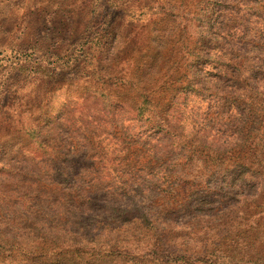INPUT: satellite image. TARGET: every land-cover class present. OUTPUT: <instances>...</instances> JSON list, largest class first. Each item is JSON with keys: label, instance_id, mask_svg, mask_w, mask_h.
I'll return each instance as SVG.
<instances>
[{"label": "rangeland", "instance_id": "rangeland-1", "mask_svg": "<svg viewBox=\"0 0 264 264\" xmlns=\"http://www.w3.org/2000/svg\"><path fill=\"white\" fill-rule=\"evenodd\" d=\"M132 4L0 0V264H264V0Z\"/></svg>", "mask_w": 264, "mask_h": 264}, {"label": "clouds", "instance_id": "clouds-1", "mask_svg": "<svg viewBox=\"0 0 264 264\" xmlns=\"http://www.w3.org/2000/svg\"><path fill=\"white\" fill-rule=\"evenodd\" d=\"M108 6V11H103V7ZM97 8V12L101 14V26L107 22V20L111 19L112 14L117 9H125L128 11V16L125 19V23H127V19L132 17L131 9L134 7L132 4V0H105V5ZM119 19V17H117ZM85 117V125L81 126L77 124L76 126L80 127L82 133H84L85 138L77 137L80 140L78 148L81 152H87L88 155L86 159L95 160L96 167L103 169L107 160L106 156V148L103 142V137L97 136L95 132L91 130L96 128L97 132H103L102 127H98L93 120L91 115H87L86 113H82ZM167 113H162L159 117L160 123H164V118H166ZM111 122L112 128L118 132H128L129 134H134L140 131V128L135 123V115L131 111V109H127L125 112L120 113L116 117L108 118ZM88 121H92V123H87ZM125 121H129L130 123L126 124ZM95 136V139L93 137ZM71 138V137H69Z\"/></svg>", "mask_w": 264, "mask_h": 264}, {"label": "trees", "instance_id": "trees-1", "mask_svg": "<svg viewBox=\"0 0 264 264\" xmlns=\"http://www.w3.org/2000/svg\"><path fill=\"white\" fill-rule=\"evenodd\" d=\"M140 113V112H139ZM142 114V113H141Z\"/></svg>", "mask_w": 264, "mask_h": 264}]
</instances>
